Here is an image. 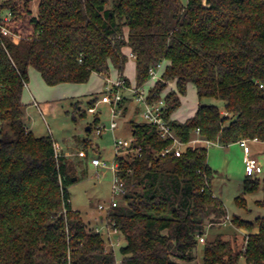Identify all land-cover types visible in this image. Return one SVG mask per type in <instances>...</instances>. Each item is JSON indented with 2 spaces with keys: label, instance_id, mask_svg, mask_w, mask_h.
<instances>
[{
  "label": "trees",
  "instance_id": "trees-1",
  "mask_svg": "<svg viewBox=\"0 0 264 264\" xmlns=\"http://www.w3.org/2000/svg\"><path fill=\"white\" fill-rule=\"evenodd\" d=\"M36 1L33 11V0H0V10L11 12L7 27L20 37L0 42V264H238L241 256L264 264V217L241 248L236 237H206L197 261L198 237L222 224L227 212L213 193L207 148L189 144L197 130L222 145L264 140V0ZM129 58L134 84L124 76ZM159 61L161 79L147 101L160 100L174 84L163 98L164 118L184 146L179 155L162 156L172 141L152 125L130 121L132 148L140 152L114 157L125 203L106 212L125 242L118 260L70 202V161L56 155L51 136L25 126L22 92L30 68L49 86L82 84L112 70L139 87ZM189 83L197 108L185 121L173 120ZM206 98L222 101L223 111L202 104ZM258 187L257 177L245 178L244 194ZM235 202L245 206L244 196ZM231 223L253 229L237 215Z\"/></svg>",
  "mask_w": 264,
  "mask_h": 264
},
{
  "label": "rangeland",
  "instance_id": "rangeland-1",
  "mask_svg": "<svg viewBox=\"0 0 264 264\" xmlns=\"http://www.w3.org/2000/svg\"><path fill=\"white\" fill-rule=\"evenodd\" d=\"M37 1L33 0L32 10L36 11ZM130 57V55H129ZM124 74L134 84L135 62L129 58ZM115 80V73L111 70L106 77ZM104 79L105 76H102ZM102 77L93 73L89 80L82 84L61 83L49 86L44 83L39 73L30 68L28 72V82L23 88L22 102L24 104L25 115L23 121L36 136H51L55 141V152L67 158L73 167L74 183L68 186L70 202L72 206L81 213L83 221L88 229L102 235L107 250H114L116 258L120 259L119 248L124 245V239L119 231L112 230L111 225L106 221V211L100 210L99 205H108L111 201H116L118 205L124 204L122 193L112 190L114 172L112 166L116 153L114 141L116 139L129 140L132 138L130 121L143 123L141 117L135 109L138 105L133 100H128V92H124V100L121 103V114L116 115L115 120L118 127L110 128L112 121V108L108 104L95 102L92 107L94 113L87 111L91 95L98 94L100 99L104 90ZM106 82V80H105ZM154 81L148 77L142 88L148 93L153 87ZM174 89L172 82L161 93V98ZM34 98L38 107L32 106L31 100ZM181 104L174 112L173 117L178 121L185 120L194 114L193 108L198 104L195 88L192 84H187L186 93L180 98ZM202 104H213L222 109L224 103L216 99H203ZM84 112L80 116L79 112ZM95 117L97 124H93ZM101 129V135H96V128ZM196 137V135H195ZM194 137V138H195ZM193 138V139H194ZM193 141V140H192ZM192 147L205 146L207 148V162L211 169L215 171L213 179V193L224 204L227 217L222 224L214 226L215 229H208L207 236L211 238L216 233H221L225 238L236 237L237 245L241 248L244 245L246 236L256 232L257 218L264 217V146L249 142L254 149L255 157L262 166L263 172L255 177L259 179V187L253 193L244 194V180L246 178L242 164V151L235 144L222 145L212 143L210 145L200 143H189ZM87 145V146H86ZM85 152L86 157L80 158L78 153ZM99 158L107 166L94 167L91 164L92 158ZM240 195L244 196L245 206H238L235 199ZM239 216L242 220L253 223V229L237 228L231 223L233 216ZM203 243L199 242L197 247V261L202 262ZM238 264H247L241 256Z\"/></svg>",
  "mask_w": 264,
  "mask_h": 264
},
{
  "label": "built area",
  "instance_id": "built-area-1",
  "mask_svg": "<svg viewBox=\"0 0 264 264\" xmlns=\"http://www.w3.org/2000/svg\"><path fill=\"white\" fill-rule=\"evenodd\" d=\"M11 20V12L8 10H0V42L2 39H8L10 41H17L20 39L18 35L13 33L8 27L7 24ZM132 57V55H130ZM163 68V61H159L157 64L152 66L149 69L148 78L151 81H159L161 78V70ZM106 78V84L104 86V90L102 92V95L100 99H98V102L103 104H108L112 108V121L110 123V128L113 130L117 128V121L115 120L116 115L121 114V103L124 100V92H128V95L130 96V99L133 100L138 107L140 108V117L143 121V123L152 125L156 128V131L159 133L160 138L162 139H169L172 141L171 146H169L167 149L163 150L161 152V155L164 156L166 153H168L171 150H174L176 155L180 154L181 148L184 146L182 142L179 141L178 138L175 137L173 131L171 130L168 121L164 118V111H165V100L161 98L158 101L155 102H148V93L144 88L141 86L135 87V86H127L125 84V81L123 79H115L111 80L108 77ZM88 112L94 113L95 108L89 107L87 109ZM101 129L97 127L95 130L96 135H101ZM193 140V141H192ZM190 143H200V144H206L210 145L213 142H210L208 140H205L199 136V131H196V137L192 139ZM134 139L133 137L129 140H122V139H116L114 141V147L116 153H120L119 155H127L129 153H138L140 152V149H133L132 143ZM262 143L264 144V140L261 141L257 138L253 139H240L237 141V144L243 149V157H242V163L244 168V173L246 177H255L263 172L262 166L259 163L258 159L254 156H252L248 150V143ZM57 155V153H56ZM78 156L80 158H85L86 154L83 151H80L78 153ZM91 164L94 167H103V170L105 171L107 169V166L104 162H102L99 158H92ZM115 176L114 181L112 184V190L117 193H124L125 192V184L123 179L118 175V165L114 161L113 166L111 167ZM117 205L116 201H111L108 205H99L98 208L100 210H105L106 212L113 207ZM112 230L117 231L116 229L112 228ZM96 232L98 230L96 229ZM199 242L204 243L203 237H198Z\"/></svg>",
  "mask_w": 264,
  "mask_h": 264
},
{
  "label": "crops",
  "instance_id": "crops-1",
  "mask_svg": "<svg viewBox=\"0 0 264 264\" xmlns=\"http://www.w3.org/2000/svg\"><path fill=\"white\" fill-rule=\"evenodd\" d=\"M127 53H128V51H127ZM132 59V58H131ZM110 72H111V70L109 71V74H110ZM114 72V71H113ZM115 73V79H117V74H116V72H114ZM97 74V73H96ZM98 75V74H97ZM100 77H102L101 75H99ZM124 76L125 77H127L125 74H124ZM109 78H110V75H109ZM102 80L104 81V86H105V84H106V82H105V80L106 79H104L103 77H102ZM131 82V81H130ZM134 82V81H133ZM132 83V82H131ZM133 84V83H132ZM126 97H129V98H127L128 100H130L131 101V99H130V96L128 95V96H126ZM38 102L34 99V98H32V100H31V104H32V106H35V107H38V104H37ZM197 105L198 104H196V106L193 108V110H194V112H195V110H196V108H197ZM136 110H137V114L140 116V108L139 107H136L135 108ZM174 114V113H173ZM173 114L171 115V119H173V120H177L178 121V119H175L174 117H173ZM192 116V115H191ZM190 116V117H191ZM187 119V118H186ZM185 119V120H186ZM185 120H182L181 122H183V121H185ZM180 121V120H179ZM117 127H118V123H117ZM28 128V127H27ZM29 129V128H28ZM214 144V143H213ZM235 144H237V143H235ZM255 144H262V143H255ZM238 145V144H237ZM263 146H264V144H262ZM54 146H55V142H54ZM239 146V145H238ZM240 147V146H239ZM247 147H248V150H249V152H250V154L252 155V156H254L255 157V152H254V149H252L251 148V146H250V144L248 143V145H247ZM240 149H241V151H242V155H243V149L240 147ZM208 163V162H207ZM243 164V163H242ZM209 165V164H208ZM104 171V170H103ZM215 195V194H214ZM257 231V230H256Z\"/></svg>",
  "mask_w": 264,
  "mask_h": 264
},
{
  "label": "water",
  "instance_id": "water-1",
  "mask_svg": "<svg viewBox=\"0 0 264 264\" xmlns=\"http://www.w3.org/2000/svg\"><path fill=\"white\" fill-rule=\"evenodd\" d=\"M72 181H75V177L72 178Z\"/></svg>",
  "mask_w": 264,
  "mask_h": 264
}]
</instances>
